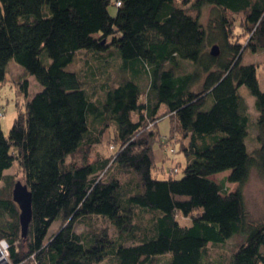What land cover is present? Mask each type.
Masks as SVG:
<instances>
[{
  "label": "trees",
  "instance_id": "trees-1",
  "mask_svg": "<svg viewBox=\"0 0 264 264\" xmlns=\"http://www.w3.org/2000/svg\"><path fill=\"white\" fill-rule=\"evenodd\" d=\"M239 14L246 44L231 40ZM246 48L264 52V0H0V88L14 59L26 98L8 136L0 120V238L13 264H264V220H249L242 188L254 169L264 179V90ZM82 52L86 66L68 69ZM241 86L255 97L251 151ZM165 116L184 144L181 177L154 175ZM15 163L32 194L26 236L5 173ZM226 170L235 190L213 178ZM96 217L114 232L75 230ZM225 244L227 263L213 260Z\"/></svg>",
  "mask_w": 264,
  "mask_h": 264
},
{
  "label": "rangeland",
  "instance_id": "rangeland-1",
  "mask_svg": "<svg viewBox=\"0 0 264 264\" xmlns=\"http://www.w3.org/2000/svg\"><path fill=\"white\" fill-rule=\"evenodd\" d=\"M195 0H190V3H194ZM191 5V4H190ZM116 6L110 5V12L112 14L116 13ZM194 13L197 12L194 10ZM200 19L201 21L207 25L209 18L211 16V7H204V9L200 10ZM242 19L243 15L239 14L236 15L232 22H233V33H232V41L240 40L243 44H246L250 39V34L244 30L242 27ZM213 46L210 48L212 49ZM84 52H82L77 61L72 65L68 66V69L76 68L78 70H82L86 64L84 62ZM244 61L247 63H254L257 66L259 83L262 90H264V52L259 50L258 52H252L249 48H246L243 52ZM24 68L14 59L10 60L8 64V73L10 74L9 80L0 88V120L2 125V130L6 136L9 135L10 129L17 117V113L19 114L21 111L20 109L25 104L26 98L21 95L18 90L17 83H14L15 77L22 74ZM11 79V80H10ZM32 84L30 85L29 93L33 95L37 88L40 87V84L37 82L34 76H31ZM38 83V86L37 84ZM240 94L246 99L249 112H250V128H249V135L247 136L246 143L248 149L251 151L259 145L257 139V125H256V117H257V110L255 106V97L251 94L249 89L246 86L240 87ZM212 101V100H211ZM211 104V103H210ZM164 107H162L163 109ZM137 117V116H136ZM172 129V120L170 116L163 117L158 123V130L162 134L160 143L157 141L154 143V148L158 151L162 149L165 153L166 159H164V163L155 161L160 168L154 169V175L159 177H166L172 174L176 167L180 169L179 172H176L174 176L181 177L183 175L184 168L186 167L187 160L184 152L182 151L183 143L182 139L180 138V134L175 133ZM170 134L172 136H170ZM112 136V132L105 135L106 141L99 145L100 149L103 153H111L112 145L108 138ZM108 137V138H107ZM166 137V140L163 141V138ZM184 142V141H183ZM187 142V141H186ZM173 144L176 149V153L172 154L168 152V149ZM155 156V155H154ZM181 166V168L179 167ZM183 167V168H182ZM6 174L12 175V180L15 182L22 181L24 183V174L21 168L18 166L17 163L8 171L5 172ZM230 170H226L220 173L213 175V178L218 182L222 183L226 181L225 178L229 175ZM3 185L2 181H0V187ZM226 187L229 190H235L238 187L237 182H225ZM246 208L248 211V218L252 222H261L264 220V179L259 175L257 170H252L250 179L242 186ZM181 221L189 222L188 218L180 217ZM61 222L59 220H55L50 227L49 233L47 238L51 237L54 233H56L60 226ZM99 227V230L105 228L108 229L109 234L114 232V227L109 223L104 217H96L92 220H85L84 222H78L75 226V230L78 232H87L94 227ZM234 237L229 239V243L234 241ZM237 241V239H236ZM231 248V244L222 245V247H218L217 250L211 255L212 259H220L221 261L227 263V259L229 258V251ZM33 258L29 259L24 264H32ZM11 261V258H10ZM12 262V261H11ZM13 264V262H12ZM36 264V263H35ZM113 264V263H108Z\"/></svg>",
  "mask_w": 264,
  "mask_h": 264
},
{
  "label": "water",
  "instance_id": "water-1",
  "mask_svg": "<svg viewBox=\"0 0 264 264\" xmlns=\"http://www.w3.org/2000/svg\"><path fill=\"white\" fill-rule=\"evenodd\" d=\"M211 52L215 55L219 53L218 45H214ZM13 199L20 207V222L22 235H27L28 226L32 218V194L28 186L22 181H17L13 189Z\"/></svg>",
  "mask_w": 264,
  "mask_h": 264
},
{
  "label": "built area",
  "instance_id": "built-area-1",
  "mask_svg": "<svg viewBox=\"0 0 264 264\" xmlns=\"http://www.w3.org/2000/svg\"><path fill=\"white\" fill-rule=\"evenodd\" d=\"M166 140V137L163 138V141ZM172 146H170V148L168 149L169 153H176V149L175 146L173 144H171ZM177 167L175 169V171H177ZM10 244L9 242L4 239V238H0V264H12V262L10 261Z\"/></svg>",
  "mask_w": 264,
  "mask_h": 264
},
{
  "label": "crops",
  "instance_id": "crops-1",
  "mask_svg": "<svg viewBox=\"0 0 264 264\" xmlns=\"http://www.w3.org/2000/svg\"><path fill=\"white\" fill-rule=\"evenodd\" d=\"M161 151L158 150H154V155L156 158V161L159 162V164L164 163V159H166L165 153L162 149H160Z\"/></svg>",
  "mask_w": 264,
  "mask_h": 264
}]
</instances>
